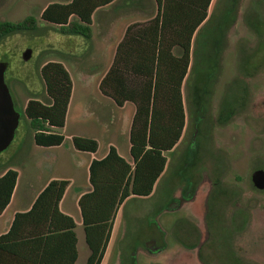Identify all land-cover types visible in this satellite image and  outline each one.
Returning <instances> with one entry per match:
<instances>
[{"label": "rangeland", "instance_id": "obj_1", "mask_svg": "<svg viewBox=\"0 0 264 264\" xmlns=\"http://www.w3.org/2000/svg\"><path fill=\"white\" fill-rule=\"evenodd\" d=\"M55 1L67 0H0V21L18 22L28 15L39 20L38 29L15 32L0 42V71L10 85L15 108L22 114L13 142L0 152V176L8 167L17 170L19 183L29 186L28 193L51 179L75 177L71 151L75 135L95 137L100 143L99 151L114 143L122 155L131 158L134 104L119 108L111 98H105L104 117L114 123L100 128L86 119L88 101L93 93L101 98L98 86L108 69L107 46L118 42L128 24L145 23L156 13L152 0L148 1L150 9L147 6L146 11L138 13L116 12V1L97 10L91 25L93 36L87 40L81 35L64 34L59 26L41 19L44 8ZM231 8V14L235 12L236 16L226 32L221 68L211 94L199 98L202 94L197 92L194 96L192 66L182 88L186 109L182 138L165 152L167 168L153 193L130 197L120 207L102 264H200L201 245L216 246L219 250L228 248L238 264H264V190H258L251 179L255 169L264 168V0H212L209 18L194 37L191 65L199 59L204 39L218 18ZM242 51L250 54L256 73L245 82L248 87L245 104L228 118L225 111L221 112V106L228 94L234 101L229 110H234L239 89V82L234 79L240 75ZM49 61L64 63L74 85L66 125L58 130L65 135V144L48 151L35 143L34 129L24 113L31 99L47 101L41 70ZM201 130L207 136L205 147L209 156L193 168L194 185L190 188L185 172L192 155L189 152L199 147ZM50 151L59 159H53ZM215 184L219 185V198L214 200L218 205L216 214L232 235L226 243L220 237L218 243L212 244L213 234L207 228L206 218ZM187 191L189 197L181 199L180 195ZM71 207L69 211L80 216L79 207ZM82 229L83 225L81 236ZM88 253L87 243L82 240L78 264L87 263Z\"/></svg>", "mask_w": 264, "mask_h": 264}, {"label": "trees", "instance_id": "obj_2", "mask_svg": "<svg viewBox=\"0 0 264 264\" xmlns=\"http://www.w3.org/2000/svg\"><path fill=\"white\" fill-rule=\"evenodd\" d=\"M115 1H55L44 8L41 19L59 26V31L64 34L81 35L90 40L95 11ZM148 1L150 3V0H118L117 4L127 11H146L150 6ZM152 2L156 4L155 15L145 23L128 26L114 62L100 83L102 93L117 106L132 102L136 112L130 129L132 162L122 156L115 145H110L103 158L92 160L91 189L83 192L78 200L90 249L86 264H102L123 203L130 197H146L153 193L167 168L165 152L179 143L186 128L182 88L189 71L194 66V96L197 92L202 94L199 98L211 94V86L217 82L221 68L226 32L236 16L235 12L231 14V8L218 18L204 39L199 59L191 65L194 37L209 18L212 0ZM38 24L34 15L18 22L1 20L0 42L15 32L36 30ZM241 57L240 75L234 79L239 82L234 110H229L234 101L228 98V94L221 106V112L225 111L228 118L245 104L248 92L245 82L256 73L255 64L249 60L250 54L242 51ZM41 72L47 101L31 99L24 117L31 121L37 145L61 146L66 137L58 130L66 125L73 79L61 61L47 62ZM203 90L207 92L204 94ZM200 132L199 147L189 152L192 155L188 172H185L190 188L194 185L193 168L204 163L209 156L205 147L207 136L203 130ZM72 142L78 151L97 152L99 149V142L93 137L76 135ZM18 178L19 172L9 167L0 176V214L11 202ZM69 185V179L51 180L30 210L15 214L9 231L0 235V264H76L79 257L77 223L73 216L60 208ZM215 185L207 204L212 244L220 237L226 243L232 235L216 214L218 205L214 200L219 198V185Z\"/></svg>", "mask_w": 264, "mask_h": 264}, {"label": "crops", "instance_id": "obj_3", "mask_svg": "<svg viewBox=\"0 0 264 264\" xmlns=\"http://www.w3.org/2000/svg\"><path fill=\"white\" fill-rule=\"evenodd\" d=\"M113 3H116V1ZM113 3H111L109 5H112ZM117 3H118V0H117ZM117 3L114 6V9L116 12L120 13L122 11L128 10L125 8L123 9V7ZM109 5H106V6H109ZM106 6H104V7H106ZM104 7H101V8H104ZM97 10L95 11V13L97 12ZM130 11L138 13L140 10H133L132 9ZM95 13L93 15V19H94ZM125 17H126V15H125ZM121 18L123 19V17H121ZM123 22L124 21L121 22V25L123 24ZM134 23H141V22H133V23L128 24L124 28V33L119 38L118 42L116 44H114V42H111V44H109L107 46V48L105 49V53L107 54L106 64H108V69L105 72V74L101 77V80L103 79V77L106 75V73L109 71V69L111 68V66L113 64L116 53H117L118 45L123 40L128 26L131 24H134ZM119 28H120V24H119ZM119 28H118V26L115 27V29H118V30H119ZM116 32H118V31H116ZM104 47H105V45H104ZM113 47H114V49L112 51ZM101 80H100L99 86H98V92L101 94V98L95 96L94 93H93L94 96H90V99L88 101V108H87L88 110L86 113V119L88 118L89 119L88 121L91 120L92 123L94 125H97L98 127H100V126L108 127V126L112 125L114 123V121L112 119H107L106 117H104V113H105L104 111L106 110L105 105L107 103L105 98L107 99L109 97L104 95L102 93V91L100 90ZM128 103H132V102H126L124 104V106ZM132 104H134V103H132ZM124 106H119V108H123ZM134 106H135V104H134ZM135 112H136V106H135ZM106 113H107V111H106ZM93 138H95V137H93ZM110 145H114V143H110L107 147H105V149H103L101 151H99V149H98L97 152H83V151H78L75 148H72V150L70 149L72 151L73 164H74V169H75L76 173H75L74 178L69 179L70 185L68 186V188L65 192V195L60 202V208L66 214L73 216L76 220V223H77L76 233H77V238H78L77 246H78L79 257L76 261V264L79 263L81 241L82 240L86 241V235H85V229H84V225H83L81 211H80V216L79 215L77 216V213H72L71 211H69V209L72 208L71 206H73V207L78 206L79 207L78 200H79L80 196L83 194V192H86V191L91 189L90 164H91L93 159L103 158L107 154L108 148ZM39 147H43V146H39ZM55 148H59V146L46 147L44 150L49 151V149H55ZM99 148H100V143H99ZM129 151H130V146H129ZM51 155L53 156V159H55V160L59 159V157H57V155L55 153L51 152ZM122 156H124L127 160L132 162V160H131L132 157L129 158L128 156H125V155H122ZM54 179H67V178H54ZM51 180H53V179H51ZM49 182L42 185L39 189H33L32 188L33 190L31 189V192L28 193L27 190L29 189V186L27 187L26 185H22L21 183H19V179H18L17 186H16L14 193L12 195L11 202L6 207V209L0 214V235L5 234L9 231V229L13 223L15 214L17 212H25V211H28L31 209V207H32L34 201L36 200L37 196L40 194V192L46 187V185ZM78 191H81V192H78ZM79 210H80V208H79ZM81 225H83V229H82L84 231L83 236H81V234H80ZM88 249H89V247H88ZM89 255H90V249H89L88 257H89Z\"/></svg>", "mask_w": 264, "mask_h": 264}, {"label": "water", "instance_id": "obj_4", "mask_svg": "<svg viewBox=\"0 0 264 264\" xmlns=\"http://www.w3.org/2000/svg\"><path fill=\"white\" fill-rule=\"evenodd\" d=\"M15 98L10 85L0 71V152L13 142L22 114L15 108ZM254 186L264 190V168H257L251 176Z\"/></svg>", "mask_w": 264, "mask_h": 264}, {"label": "flooded vegetation", "instance_id": "obj_5", "mask_svg": "<svg viewBox=\"0 0 264 264\" xmlns=\"http://www.w3.org/2000/svg\"><path fill=\"white\" fill-rule=\"evenodd\" d=\"M187 190H189V188H185ZM190 191H187V193L184 192V194L180 195L181 199L182 198H188L189 197V193ZM180 198H178V200H180ZM206 225H207V228L209 227L208 225V221H207V218H206ZM197 227V226H196ZM209 233H211L209 231ZM156 240V239H155ZM153 243L154 244V248H158L157 247V241H154ZM187 248H195L196 246H189L187 245L186 246ZM207 250H211L213 252H210L208 253ZM198 258H199V261L202 263V264H206V263H211V261L215 262L216 264H238V261L237 259H235L233 257V255H231L230 251L228 250V248H223L221 250H219L218 247H211V246H208V247H204V246H200L199 247V253H198ZM214 259V260H213ZM232 260H234V262H232ZM200 263V264H201ZM212 264V263H211Z\"/></svg>", "mask_w": 264, "mask_h": 264}]
</instances>
